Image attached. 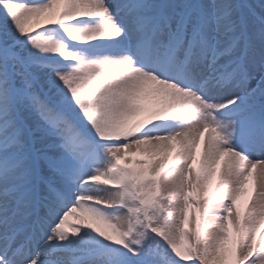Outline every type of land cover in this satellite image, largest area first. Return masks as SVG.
<instances>
[{
	"label": "snow or ice",
	"instance_id": "snow-or-ice-1",
	"mask_svg": "<svg viewBox=\"0 0 264 264\" xmlns=\"http://www.w3.org/2000/svg\"><path fill=\"white\" fill-rule=\"evenodd\" d=\"M0 264H264V0H0Z\"/></svg>",
	"mask_w": 264,
	"mask_h": 264
}]
</instances>
